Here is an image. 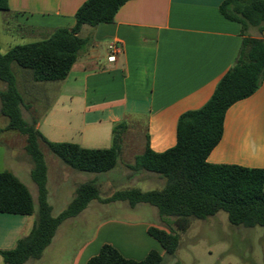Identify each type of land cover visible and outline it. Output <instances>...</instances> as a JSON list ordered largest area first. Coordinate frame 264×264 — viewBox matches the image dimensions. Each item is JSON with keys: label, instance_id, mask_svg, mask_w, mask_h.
I'll list each match as a JSON object with an SVG mask.
<instances>
[{"label": "crops", "instance_id": "obj_1", "mask_svg": "<svg viewBox=\"0 0 264 264\" xmlns=\"http://www.w3.org/2000/svg\"><path fill=\"white\" fill-rule=\"evenodd\" d=\"M86 1L9 0L8 13L21 27L23 38H41L30 42L33 43L49 37L56 29H72L76 24L75 14ZM224 1L127 2L117 12L114 22L83 28L81 36L90 39L89 45L63 81L55 103L44 115L36 116L34 104H30L29 110L23 108V112L33 110L32 119L38 120L37 128L52 142H69L65 136L76 129L82 134H105L93 139L83 138L85 144L93 146L88 149L110 148L114 128L123 125L117 167L121 165L130 171L127 179L132 180L131 183L158 182L163 178L147 172H133L128 165L135 163L147 145L157 153L174 147L181 115L202 108L222 77L233 67L243 36L241 25L221 14L220 6ZM248 34L264 39V32L254 28ZM114 41L119 43L122 52L116 63L109 64L108 46ZM20 78L25 85L36 88L29 73L22 72ZM15 137L20 141L19 136ZM22 137L20 143L25 150L27 140ZM30 161L24 160L27 167L12 173L29 188L37 210L39 191L31 177V158ZM208 162L264 170V80L254 95L235 103L227 111L223 137L209 155ZM57 169V186L62 185L65 178H76L71 173H66L64 177L59 166ZM91 181L100 187L103 197L98 178ZM118 184L113 183V187L109 188L111 195L120 191L116 190ZM50 185L48 168L49 194ZM79 185H75L76 190ZM93 202L96 203L93 210L97 212L107 211L111 204L95 200L88 207ZM142 204L145 203L129 205L134 211ZM88 207L77 217L61 223L40 258L29 259L23 264H87L105 244L113 245L126 258L138 261L145 259L152 250L164 255L165 250L149 235L148 230L152 226L169 229L153 221L104 222L97 226L93 237L75 248L59 240L61 227L73 219H78L77 224L83 229L88 218L84 213ZM35 221L36 215L0 212V251L12 249L19 239L29 235ZM120 230L130 240L126 247L117 239L103 237L105 233ZM126 234H129L128 237ZM0 264H4L1 255Z\"/></svg>", "mask_w": 264, "mask_h": 264}, {"label": "trees", "instance_id": "obj_2", "mask_svg": "<svg viewBox=\"0 0 264 264\" xmlns=\"http://www.w3.org/2000/svg\"><path fill=\"white\" fill-rule=\"evenodd\" d=\"M132 0H87L76 12L72 29L59 28L40 41L17 45L3 54L0 47L1 113L8 124L0 132H17L26 137L25 151L33 162L31 177L38 186V208L35 209L29 188L12 172H0V212L36 215L29 235L19 239L9 250H1L4 264H23L40 258L65 220L77 217L95 200L102 203L127 201L157 208L161 218L174 217L176 230L150 227L148 233L157 240L167 255L176 254L179 233L185 232L191 218L206 219L223 211L234 226L264 227V170L239 165L212 164L211 152L224 134L227 111L237 102L254 95L264 80V39L252 37L250 29L264 32V0H225L221 14L241 25L243 36L239 55L233 67L219 81L213 95L200 109L181 115L174 147L157 153L149 145L128 168L149 172L165 179L161 190L142 191L129 188L103 198L94 181L80 184L75 197L58 216L48 199V166L45 146L64 164L78 172L93 174L114 170L120 159L124 126L113 130L110 148L88 149L70 142H52L37 128L38 120L24 118L23 108L30 104L17 87L12 71L16 64L27 70L35 83L64 81L90 39L81 36L84 27L95 28L112 23L119 9ZM0 10L10 11L9 0H0ZM163 255L152 250L143 260L129 259L113 245L105 244L87 264H162Z\"/></svg>", "mask_w": 264, "mask_h": 264}, {"label": "rangeland", "instance_id": "obj_3", "mask_svg": "<svg viewBox=\"0 0 264 264\" xmlns=\"http://www.w3.org/2000/svg\"><path fill=\"white\" fill-rule=\"evenodd\" d=\"M30 39L23 38L21 27L15 18L9 15L8 12L0 10V45L2 53H6L17 45L27 44L41 38ZM12 71L17 78V87L25 103L36 105V116H43L55 103L59 95V89L62 88L64 82H40L36 83V88L34 89L21 81L20 74L22 72L28 73L27 70L13 64ZM5 89L6 84L0 81V91ZM33 115L32 109L28 113H24V117L28 121H31ZM7 124L8 118L1 113L0 101V130H3ZM103 135L105 134H82L76 129L65 137L70 143L84 145V148H88L93 146L85 144L83 138L93 139L94 137ZM15 136H19L20 141H23L22 135L17 132H0V172H16L21 168L27 167L24 160L31 162L25 150L21 147L20 141ZM42 149L49 168L51 180L49 201L53 206L54 216H58L61 211L67 208L75 195V185L89 182L96 177L102 185L103 197L111 196L110 187H113L112 184L117 182L120 184L116 186V190L133 187L143 191L161 190L166 183L165 179H161L155 183H131L132 180L128 181L127 179L130 171L121 165L110 172L101 174L78 172L64 164L45 146ZM58 166L64 177L66 173H71L76 178H65L62 180L63 184L57 186L55 182L58 180ZM95 205L96 203L93 202L84 213V216L88 218L83 229L77 224L78 219H73L67 225L61 227L58 236L59 240L68 242L72 245V248H75L82 241L93 237L98 225L110 220L128 223L142 220L153 221L156 225H163L169 230H176L174 217L161 218L157 208L149 204H142L139 209L132 211L128 202L118 201L109 204L107 211L98 212L93 210ZM126 235L128 237L129 234ZM103 237L110 240L117 239L124 247L129 245L130 241L128 238H125V232L121 230L105 233ZM163 257L162 264H264V227L256 226L248 228L234 226L229 222L228 214L223 211L206 219L191 218L188 229L185 232L179 233V247L176 254L170 256L164 253Z\"/></svg>", "mask_w": 264, "mask_h": 264}, {"label": "built area", "instance_id": "obj_4", "mask_svg": "<svg viewBox=\"0 0 264 264\" xmlns=\"http://www.w3.org/2000/svg\"><path fill=\"white\" fill-rule=\"evenodd\" d=\"M122 49L118 42H111L108 46V56L107 62L109 64H114L117 62V57L121 54Z\"/></svg>", "mask_w": 264, "mask_h": 264}]
</instances>
